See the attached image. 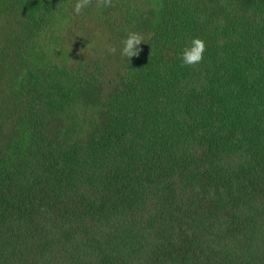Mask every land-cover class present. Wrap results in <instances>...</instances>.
I'll return each mask as SVG.
<instances>
[{
	"label": "trees",
	"instance_id": "16d2710c",
	"mask_svg": "<svg viewBox=\"0 0 264 264\" xmlns=\"http://www.w3.org/2000/svg\"><path fill=\"white\" fill-rule=\"evenodd\" d=\"M76 3L0 0V264H264V0Z\"/></svg>",
	"mask_w": 264,
	"mask_h": 264
},
{
	"label": "rangeland",
	"instance_id": "374dc122",
	"mask_svg": "<svg viewBox=\"0 0 264 264\" xmlns=\"http://www.w3.org/2000/svg\"><path fill=\"white\" fill-rule=\"evenodd\" d=\"M81 18L82 17L80 16L76 18V23L79 27H82L84 22L80 20ZM74 26L75 24L70 22L60 25L58 37L59 47L62 51L61 55L64 56V53H67L68 59L72 60L78 55V52L81 48L88 49L93 47V49L97 50L98 54L104 55L111 68H115L117 63H115V61L112 59V55L110 54L111 52H109L107 46L105 45L108 36L107 29H101L99 32L94 33L95 37L91 36L89 40H92V42L88 44L87 42H83L82 39H79V36H83L82 34H88L90 31L81 32L78 27L76 29ZM79 45H83V47H80Z\"/></svg>",
	"mask_w": 264,
	"mask_h": 264
},
{
	"label": "clouds",
	"instance_id": "9594fccd",
	"mask_svg": "<svg viewBox=\"0 0 264 264\" xmlns=\"http://www.w3.org/2000/svg\"><path fill=\"white\" fill-rule=\"evenodd\" d=\"M88 0H77L73 11L76 14L81 12V9L86 6ZM144 41V37L137 31H127L126 35L122 38L120 52L121 55L128 60L133 56H138L140 52L139 45ZM111 51H116L113 47ZM205 50V42L198 36H193L190 43L183 45L180 51V58L182 65H195L201 62ZM130 61V60H129Z\"/></svg>",
	"mask_w": 264,
	"mask_h": 264
}]
</instances>
